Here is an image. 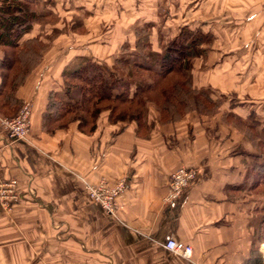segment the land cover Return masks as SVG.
<instances>
[{"label":"crops","instance_id":"crops-1","mask_svg":"<svg viewBox=\"0 0 264 264\" xmlns=\"http://www.w3.org/2000/svg\"><path fill=\"white\" fill-rule=\"evenodd\" d=\"M3 56L0 44V63ZM54 65L7 93L8 114L27 101L33 114L28 140L0 131V177L16 179L21 197L10 210L0 207V264H264V195L242 188L251 162L228 125L213 118V137L212 124L193 112L170 124L149 115L151 128L140 131L136 122L111 124L104 113L92 134L78 123L60 128L48 107L51 90L63 94L46 80ZM181 167L196 177L169 204L170 178ZM120 182L117 217L85 191ZM170 239L191 246V258L169 251Z\"/></svg>","mask_w":264,"mask_h":264},{"label":"rangeland","instance_id":"rangeland-1","mask_svg":"<svg viewBox=\"0 0 264 264\" xmlns=\"http://www.w3.org/2000/svg\"><path fill=\"white\" fill-rule=\"evenodd\" d=\"M6 1L10 2L4 0L1 7L8 5ZM33 2L37 3L38 16L31 32L34 35L23 38L28 47V52L22 56L24 66L29 70L25 82L29 78H37L43 67L56 62L47 72L46 80L63 94L50 91L49 110L52 106L55 107L53 110L58 109L57 98L66 99L63 72L82 63L81 58H92L100 66L113 68L123 55L134 52L135 31L148 22L154 24L150 33L156 50L162 45L160 40L169 41L181 26L191 25L194 30L202 26L205 31L213 32L215 41L206 59H199L194 64V84L198 90L212 88L215 100L222 101L214 114L204 116V121L212 124L214 118L219 125H228L231 141L241 144L245 150L244 157L249 156L251 165L248 169L264 162L258 146V138L264 135V0ZM234 103L237 116L248 124H260L259 128L251 131L246 125L236 126L233 120L226 119L225 111L227 113ZM153 113L150 115L158 121V114L154 110ZM251 113L256 117L253 120L248 118ZM176 119L171 123L181 121ZM209 129L214 137L217 132L215 124ZM259 154L262 158L257 161Z\"/></svg>","mask_w":264,"mask_h":264},{"label":"trees","instance_id":"trees-1","mask_svg":"<svg viewBox=\"0 0 264 264\" xmlns=\"http://www.w3.org/2000/svg\"><path fill=\"white\" fill-rule=\"evenodd\" d=\"M10 2L0 8V44L4 53L0 63V114L14 117L18 112H6L7 93L14 94L29 74L22 57L28 52L23 38L32 31L38 14L37 3L33 0ZM153 27L154 24L148 22L137 28L134 52L123 55L115 67L100 66L92 58L84 57L80 60L82 63L63 72V92L67 100L57 98L58 116L54 121L58 127L66 128L77 122L84 134H92L101 115L108 112L109 123L136 122L139 130L144 131L151 128L148 123L151 110L158 114L160 124H169L176 118L182 120L191 112L204 117L218 110L222 101L215 100L210 87L196 89L193 77L195 62L206 59L215 41L213 32L205 31L202 26L194 30L191 25H183L169 41L160 40L162 45L156 50L150 33ZM235 105H230L232 111ZM224 116L233 120L236 126L243 124L251 131L260 125L248 124L234 112ZM254 117L253 113L248 116L250 120ZM258 146L264 157L263 134L258 138ZM262 156L257 155L256 160L260 161ZM249 169L242 188L264 195V162ZM259 212L258 237L262 244L264 203Z\"/></svg>","mask_w":264,"mask_h":264},{"label":"built area","instance_id":"built-area-1","mask_svg":"<svg viewBox=\"0 0 264 264\" xmlns=\"http://www.w3.org/2000/svg\"><path fill=\"white\" fill-rule=\"evenodd\" d=\"M32 103L25 102L20 111L14 117L0 115V131L7 134L12 140H28L32 128ZM196 171L181 167L170 178L169 190L165 201L174 203L180 199L185 189L195 180ZM125 190V182H120L111 188L105 183L99 185L86 184L85 191L90 200L99 204L109 215L117 217L119 212V198ZM18 191V181L16 179L5 180L0 177V207L10 210L20 201ZM166 248L172 253L191 258L193 248L183 242L170 239L166 243Z\"/></svg>","mask_w":264,"mask_h":264}]
</instances>
